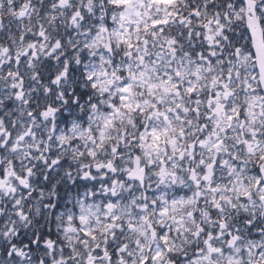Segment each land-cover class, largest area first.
<instances>
[{"label": "snow or ice", "instance_id": "1", "mask_svg": "<svg viewBox=\"0 0 264 264\" xmlns=\"http://www.w3.org/2000/svg\"><path fill=\"white\" fill-rule=\"evenodd\" d=\"M0 264H264V0H0Z\"/></svg>", "mask_w": 264, "mask_h": 264}]
</instances>
